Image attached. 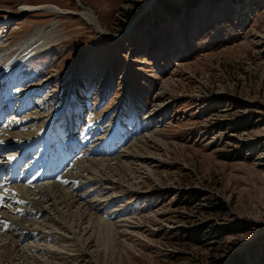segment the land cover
<instances>
[{
  "label": "rangeland",
  "instance_id": "rangeland-1",
  "mask_svg": "<svg viewBox=\"0 0 264 264\" xmlns=\"http://www.w3.org/2000/svg\"><path fill=\"white\" fill-rule=\"evenodd\" d=\"M190 1L152 0L144 11L150 0H0L13 14L0 13L8 20L0 52L10 55L55 15L20 6L74 12L54 17L58 43L23 62L28 87L13 78L20 68L3 93L18 106L43 84L29 97L38 119L30 129L51 117L61 141L84 138L106 153L83 157L78 145L75 165L57 174L61 186L71 181L62 189L70 198L27 188L39 198L1 227L0 264H264V0ZM79 5L106 32H126L95 42ZM75 73L83 118L55 117ZM119 120L138 124L113 137ZM102 222L111 239L98 242Z\"/></svg>",
  "mask_w": 264,
  "mask_h": 264
},
{
  "label": "bare ground",
  "instance_id": "bare-ground-1",
  "mask_svg": "<svg viewBox=\"0 0 264 264\" xmlns=\"http://www.w3.org/2000/svg\"><path fill=\"white\" fill-rule=\"evenodd\" d=\"M48 2H50V4L58 5L61 8H66V7L61 6L58 3L51 2V1H48ZM50 4L40 5V6H38V5L37 6L22 5L17 10V12H23V13L31 12V11H34V10H46L48 12L54 13L55 15L53 14L54 16L51 19L52 21H50L49 24H47L42 31L39 32L38 30L32 29L29 32L28 36H26V37L24 36L25 38H24V40L22 42V45H21V47L18 46V51L15 54V56L12 58V60H10L7 63V66L4 65L5 67L3 66V68H0V82H1L0 83V86H1V89H0V105L3 102L2 100H4V98H7V99L9 98L8 94L3 93V92L4 91H8L9 92V89L6 90V86L9 83L10 76L12 77L14 75V73L21 68L22 63L25 62V60L28 57H30L34 53L38 52L39 50L46 49V48H48V46L51 47L53 44H56V43H58L61 40V38H60L56 43H53L56 40V36H57L56 31H55V33L52 32V31H54L55 24H56V21H55L56 18L54 19V17H56V16L58 17V16L63 15V14L74 13V12L68 11L66 9H61V8H58V7H56L54 5H50ZM151 4H152V0H150L149 4L146 7L143 8L144 11H145V9L150 7ZM79 6H81V5H79ZM67 9H70V8H67ZM5 11H4V9H0V13H5L6 15L9 16V17H7L8 19H10V16L13 17V14L9 13L10 12L9 10L8 11L5 10ZM76 13H79L80 17H82L89 24L94 26L95 32H96V38L94 39L95 42H98L97 40H98V38L101 35L107 36V38L118 39V38L121 37V35L123 33L126 32V31L121 32L120 37L115 36L116 34H110L109 32H106L101 27V24L99 23V21H98L96 15L94 14V12L90 11V9H88V8H85L83 5L81 6V10L76 12ZM139 16L140 15H136L135 17H139ZM134 19H133V21H134ZM131 23H132V21H131ZM36 26H39V25H36ZM130 26H131V24H130ZM130 26H128V27H130ZM136 29H137V27H136ZM209 29H210V27H209ZM76 71H78V68H77ZM75 75H77V74L76 73L73 74L71 79H70V81L71 80L73 81L74 85L76 83V80H75L76 76ZM13 78L14 79H19V77H17L16 75L13 76ZM11 86H13V85H11ZM130 86L132 87L131 83H130V85L128 87H129V91L132 92L133 88H131ZM35 89H37V88H35V87L31 88V93H34L36 91ZM39 89H41V88H39ZM28 94H30V92H28L24 97L20 96L19 97L20 99L18 98V100H20L19 109H25L27 107V105L30 104V102L28 100L29 99V95ZM26 102H28V103H26ZM66 103L68 105L67 108L72 107L71 104H70V100H68ZM7 109L8 108H0V111L1 110H7ZM37 120H36V118H28L27 116H24V117H21V118H15L14 120H11L10 122H8V123H6L4 125H1V123H0V148H2L4 151H6V150L10 151V149L12 150L14 148L16 149L15 152L11 151L9 153H6V155L4 156L3 160L4 161L5 160L14 161L15 159H17L19 156H21L24 153V155L27 156V158L30 160V162L32 161L31 164H27V167L31 168L33 173H36L35 176L31 177V175L33 173L29 174L28 172H25L24 178L22 180L16 181V182H10L9 179L1 180V182H0V230H1V227L4 224H6V223H11V226L9 225V227L12 228L13 227L12 223H14V220H18V219H15V217H16V214H17V216H19L20 212L16 213L15 212V208H17V207L18 208L19 207L22 208V206L24 204H26L27 198H28L27 195L29 194L27 192V188H29V190L32 189V190H35L36 192H39L40 191L39 186H43L42 188L46 187V190L45 189H43V190L41 189V193H42V191H44L42 195L51 194V195L57 197V195L59 196L60 194H62V196H66L67 198L69 197V196H67L65 194L64 191H62V189L65 186H67L71 181H69V183H67L64 186H61L60 184H58V180L61 179V177H59L57 179V174H59V173L62 174L63 172L68 171L69 167H71L72 165H75L74 162L76 161V159L73 160L72 157H69V154H68L67 151H64V153L62 152L60 156H58V154L54 155V153L57 152V151L53 148L51 143L47 142L48 140L44 137L45 136V131H46L47 128H42L43 125L47 121H45L44 124H41V127L38 128V129H34L35 127L32 130L30 129L31 128L30 125H35V121H37ZM117 135H118V133L114 132L113 137H117ZM50 142H54V136H50ZM19 144H20V146H23V148L17 147V145H19ZM69 144L72 145V142H69ZM103 148H104L103 146H101V147L94 146V148L92 150L96 149L98 151L97 153H100V155L97 156V157H102L101 155L106 154L104 152ZM92 150L90 152H92ZM71 153H73V151H71ZM89 154L90 153L88 152L85 155H87V156H89V158H91V156ZM49 155H50L51 158L49 160H47V156H49ZM83 157H82V159H83ZM97 157H94V158H97ZM102 158H106V157H102ZM128 158H129V156H128ZM57 161H59V163ZM58 166H61V167L58 168ZM67 166H69V167L67 168ZM64 167H65V169L66 168L67 169L62 172ZM84 167H87V164ZM70 174H71V172H70ZM62 176L64 178V175H62ZM66 177H67V175H66ZM73 177H75V176H73ZM52 180H54V181H52ZM43 181H44V183H43ZM30 182H34V183H30ZM60 183H62V182H60ZM26 192L28 193L27 195H26ZM87 193L85 192V194H87ZM34 194H35L34 198H28L29 201L27 203L30 204V207L33 205V202H35L36 199L39 198V196H38V198L36 197V194H38V193H34ZM12 195H14V196H12ZM59 200L60 199L58 198V201ZM55 202H56V205H58V203L61 202V201L57 202L56 200H54V203ZM43 203H45V202H43ZM67 203L69 204L70 201L67 200ZM10 204L14 205L15 207L14 208H12V207L9 208ZM28 204H26V205L28 206ZM63 206H64V204H63ZM71 206H72V204H71ZM35 207H36V205H35ZM37 207H38V205H37ZM39 208L40 207H38V209ZM76 208H77V206H76ZM67 209H68V206H67ZM72 212H74V211H72ZM22 213H24V212H22ZM26 214H27V212H26ZM14 215H15V217H14ZM28 215H27V217H28ZM28 219H30V218H28ZM15 229H17V228L15 227ZM1 231L3 232L4 230H1ZM9 232H11V231H9ZM34 232H36V231H34ZM14 233H16V232H14ZM96 233L98 234V237L96 239L98 242H103L102 240L105 241V240H110L111 239L110 231H109V229H108V227H107V225L105 223L100 224L99 229L97 230ZM6 243H4V244H6ZM12 244H14V243H12ZM12 247H14V246H12Z\"/></svg>",
  "mask_w": 264,
  "mask_h": 264
},
{
  "label": "trees",
  "instance_id": "trees-1",
  "mask_svg": "<svg viewBox=\"0 0 264 264\" xmlns=\"http://www.w3.org/2000/svg\"><path fill=\"white\" fill-rule=\"evenodd\" d=\"M190 2H192V3H193V2H194V0H193V1H190ZM192 3H190V4H192ZM161 5H162V8H166V7L168 8V6H170V5H168V3H166V2L164 3V1L162 2V4H161ZM170 7H171V6H170Z\"/></svg>",
  "mask_w": 264,
  "mask_h": 264
},
{
  "label": "snow or ice",
  "instance_id": "snow-or-ice-1",
  "mask_svg": "<svg viewBox=\"0 0 264 264\" xmlns=\"http://www.w3.org/2000/svg\"><path fill=\"white\" fill-rule=\"evenodd\" d=\"M5 227H7V225H5Z\"/></svg>",
  "mask_w": 264,
  "mask_h": 264
}]
</instances>
